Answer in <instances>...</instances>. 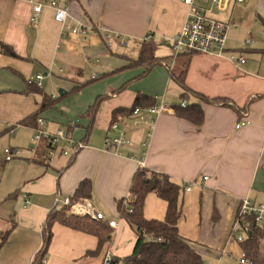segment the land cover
Masks as SVG:
<instances>
[{"label":"crops","instance_id":"0c3cea01","mask_svg":"<svg viewBox=\"0 0 264 264\" xmlns=\"http://www.w3.org/2000/svg\"><path fill=\"white\" fill-rule=\"evenodd\" d=\"M59 1L69 8L67 24L93 27L87 37L56 21L47 3L33 22L31 0H0V237L11 229L0 247V264H103V255H86L97 248L96 236L58 222L39 261L47 218L65 207L57 196L73 197L83 181L91 182V193L80 200L117 222L105 254H131L138 235L118 203L129 198L142 167L166 173L183 186L179 232L206 264L225 263L226 257L238 260L241 247L230 233L240 202H264V0H223L229 1L223 10L211 0L197 3L209 16L240 25L229 29L222 54L190 58L187 87L209 99L227 97L230 103L189 95L186 103L202 106L199 125L174 109L184 101L171 76V69L179 72L185 60L173 56L172 41L190 10L183 0ZM108 33L120 35L125 44L107 39ZM145 39L154 42L157 56L174 60L134 81L143 67L120 68L138 57ZM3 45L17 56L5 53ZM38 74L44 76L42 87L28 83ZM139 92L155 96L169 111L151 117L155 125L147 147L148 126L135 127L131 114L117 115L130 141L118 152L106 149L108 136L115 134L110 131L113 109L130 106ZM45 94L59 96L58 102L39 111ZM36 112L46 120L45 129L70 130L74 142L86 147L69 157L58 152L50 161L43 148L33 152L38 125L30 118ZM244 116L250 122L237 128ZM6 148L20 154L6 161ZM166 210L167 202L155 192L146 196L145 218L162 220Z\"/></svg>","mask_w":264,"mask_h":264},{"label":"trees","instance_id":"16d2710c","mask_svg":"<svg viewBox=\"0 0 264 264\" xmlns=\"http://www.w3.org/2000/svg\"><path fill=\"white\" fill-rule=\"evenodd\" d=\"M2 49L11 56H17L12 48L7 45H3ZM194 54L196 53H182L177 55L178 57L180 55L185 57L182 68L179 72L171 69V76L183 90V99L186 101L189 95H195L203 102L224 105L230 104L227 97L209 99L204 94L193 91L187 87L185 83L186 73L190 58ZM173 56H157L155 54L154 42L145 39L143 40L138 57L135 59L129 58V64L120 69L127 70L143 67L144 72L137 76L134 79L135 81L147 76L155 66L162 65L163 62L170 65L174 60ZM28 83L33 84L30 81H28ZM123 88H125V86ZM56 97L57 98L45 94L43 105L39 108V111H42L46 107L54 108L59 99V96ZM157 103L158 100L155 96L139 92L130 106H119L113 109L111 123L116 121V117L119 114L130 115L136 107H151L157 105ZM96 107L97 104L95 103L90 108V111H93ZM174 109L177 116L188 119L197 125L202 124L204 121V112L199 103L187 102L185 105L181 103L175 105ZM38 114L39 113L36 112L30 118L33 121L35 120L36 124L37 118L39 117ZM91 186V182L83 181L72 199L80 200L84 197L88 198L91 193ZM182 191L183 186L175 182L166 173L152 171L147 167H142L137 170L130 188V194L134 197L133 202L126 204L123 200H120L118 203L121 216L124 217L137 232V242L131 254L123 258L113 257L110 264H206L203 256L195 248V245L183 238L179 232L178 222L182 214L180 199ZM150 192H155L167 202L166 215L162 220L147 219L144 216L143 208L145 199ZM130 209H132L131 212L129 211ZM237 216L236 214L235 219ZM56 222L96 236L98 238L97 248L93 251H88L86 255L91 257L103 255L104 260L105 249L112 238V228L109 224L106 221L95 220L89 216H75L70 213L69 207H64L62 209H54L47 218L44 228L43 249L39 254V261L45 256V252L52 237V226ZM248 222L251 227V233L244 241L239 242L241 252L247 253L252 264H264V225L258 224L254 219H250ZM10 230L11 229H7L2 233L0 237V247L7 239ZM154 238L158 240L154 241Z\"/></svg>","mask_w":264,"mask_h":264},{"label":"built area","instance_id":"2783aa9c","mask_svg":"<svg viewBox=\"0 0 264 264\" xmlns=\"http://www.w3.org/2000/svg\"><path fill=\"white\" fill-rule=\"evenodd\" d=\"M34 4L33 6V22H37L38 15L42 11L45 3L54 9V18L56 21L65 25L69 28L72 33L83 34L84 37L89 33V30L92 29L90 24L80 23L76 26H70L67 24V19L70 14L68 6L64 3H61L59 0H31ZM189 6V13L185 24L177 33L173 35V52L174 56H177L182 53H196V54H212L218 53L222 54L227 45L228 32L232 27H239V23H230L229 21L216 19L209 16L201 5L197 3H205L209 0H183ZM216 6L220 9H224L226 5L229 4V1L223 0H211ZM243 2L244 0H237ZM107 39L119 41L121 44H125V41L120 39V35L115 33H108L105 35ZM249 40L247 41V43ZM241 63H245V57L241 56L239 58ZM164 66H168L167 63L163 62ZM44 76L38 74L29 79L30 82L36 83L39 87H42V81ZM186 101L182 102V105H185ZM169 111V108L164 103L157 104L151 107H136L131 113V116L134 117L135 127H139L141 123L148 126L149 131L147 134V140L144 142V146L147 147L148 140L151 137L152 131L155 125V119L151 117H156L163 112ZM250 121L247 119V116H244L236 127L240 128ZM37 129L35 134L32 137V142L34 143L33 152L43 148L44 157L46 160H52L58 152L62 153L65 156L75 155L81 149L86 147V144L82 141L74 142L72 138V131H66L64 129H57L55 131H49L45 129L46 120L39 116L37 118ZM110 131L114 132V135H110L107 138L105 148H113L115 152L119 151L120 146L129 143V139L126 137L127 129L123 126H120L118 121L113 122L110 125ZM72 144V149L67 146ZM42 146V147H41ZM71 151V152H70ZM20 152L18 150H13L10 148L5 149V159L10 161L18 156ZM205 180L208 179L207 176L204 177ZM186 190H191V186L186 187ZM134 200L133 195L130 194L124 203H132ZM56 202H63L65 207H69L71 214L75 216H89L95 220L106 221L110 227L115 228L117 226L116 220H113L111 217L105 215L101 211H96L92 204L87 200H73L72 197L66 196L62 198L61 195L57 196ZM26 203H30L29 200ZM130 212L132 209L129 210ZM237 218L234 220L231 227V235L238 241H244L248 235L251 233V227L248 221L254 219L258 224L264 225V202L258 203L249 198H243L239 205V210L237 212ZM245 219V221H244ZM246 222V223H245ZM233 233V234H232ZM154 241L158 239L154 238ZM110 253H106L103 264H110L112 260ZM240 264H252L249 256L245 252H241L239 257ZM35 264V263H33Z\"/></svg>","mask_w":264,"mask_h":264},{"label":"rangeland","instance_id":"374dc122","mask_svg":"<svg viewBox=\"0 0 264 264\" xmlns=\"http://www.w3.org/2000/svg\"><path fill=\"white\" fill-rule=\"evenodd\" d=\"M89 80V79H88ZM95 81H100V78L99 79H97V80H95ZM92 82H94V81H90V83H92ZM60 87H62V86H60ZM63 88V87H62ZM126 94H124V96H125ZM123 96V98L126 100V96L124 97ZM71 152V151H70ZM69 156H71V155H68V157ZM222 264H240V262H239V260H235V259H232V260H229L227 257L225 258V263H222Z\"/></svg>","mask_w":264,"mask_h":264}]
</instances>
